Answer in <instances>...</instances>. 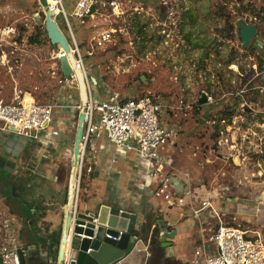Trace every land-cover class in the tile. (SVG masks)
I'll list each match as a JSON object with an SVG mask.
<instances>
[{
    "label": "rangeland",
    "instance_id": "obj_1",
    "mask_svg": "<svg viewBox=\"0 0 264 264\" xmlns=\"http://www.w3.org/2000/svg\"><path fill=\"white\" fill-rule=\"evenodd\" d=\"M114 3L95 9L85 19L82 40L76 39L84 56L92 37L111 33V41L104 48L95 50L92 57H84L88 78L95 80L93 99H103L107 88L169 100L174 110L169 112L168 124L178 125V144L183 149L177 163L190 168L188 179L192 181L195 202L199 204L205 192L222 197L231 212L224 224L264 236V21L254 18L257 14L264 17V0ZM66 6L70 7L68 3ZM187 12L194 21L186 16ZM41 13L38 0H0V32L14 29L0 46V98L11 96L15 89L50 105L57 100L69 101L72 93L77 96L76 90L61 84L56 58L59 50L44 33ZM56 20L72 45L67 28ZM244 25L257 27L245 48L239 37ZM76 29L73 25L77 38ZM254 40L261 41L260 48H251ZM76 111L54 109L55 123L62 134L50 140L54 154L42 149L40 152L43 142L38 141V145L28 137L10 136L15 149L22 151L19 159L25 168L18 173L15 168L12 173L9 165L0 164V243L3 221L14 217L4 199L8 196L12 204L23 207L39 245L54 255L69 185ZM37 157L47 164L46 172L63 177V186L47 175L41 176L45 174L43 167L38 169L41 174L32 173L37 166L27 169L28 161ZM57 165L60 168L55 170ZM76 186L78 200L93 199V195L87 197L90 177L83 175ZM43 201L47 208L40 213L36 207ZM34 204L35 211L31 212ZM235 207L241 215L232 214ZM45 213L48 221L44 220ZM17 217L16 233L21 228Z\"/></svg>",
    "mask_w": 264,
    "mask_h": 264
},
{
    "label": "built area",
    "instance_id": "obj_2",
    "mask_svg": "<svg viewBox=\"0 0 264 264\" xmlns=\"http://www.w3.org/2000/svg\"><path fill=\"white\" fill-rule=\"evenodd\" d=\"M67 3L70 5L68 8ZM114 4L106 0H51L48 2L53 19L56 22V19L60 20L68 30L73 42L72 45L69 43L70 52L75 57L77 66L82 70L86 83L88 100L84 108V125L79 145L77 183L83 175L88 176L93 173L98 165L96 144L100 139H104L116 148L135 152L138 159L150 164V178L156 184L154 198L178 208L188 207L199 221L203 236L202 246L195 250L190 264H264V236L224 224V218L227 217L229 210H226V213L222 206L217 208L213 195L201 197L198 204L195 202L190 185L184 189L182 195H174L172 174L176 170L173 161L175 155H180L183 149L178 144V125L163 122L166 114L174 110L169 100L150 94H122L107 88L104 89L103 99L98 98L97 101L93 99L91 91L93 81L88 78L85 71L84 57H92L95 50L104 48L111 41V33L105 31L92 37L84 51L85 55L82 56L71 20L75 19L77 26L83 27L86 23L85 19L93 15L95 9L111 7ZM13 32V28L3 29L0 32V46L4 43V37ZM58 50L56 58L59 60L65 53L60 48ZM61 77L64 88L77 90V81L73 73L68 76L61 74ZM68 98L69 101L57 100L55 105L38 103L30 94L15 89L9 101L3 97L0 98V134H15L35 141L60 136L61 132L55 125L54 109L72 108L77 110L76 113L80 109L79 102L74 103L71 95ZM185 178L189 180L186 174ZM78 191L79 188L76 186L72 222L79 212ZM220 198L223 200L222 197ZM201 213L206 215L200 216ZM212 220H216V226L204 235L206 230L203 226L210 225ZM93 221L96 222V219ZM2 229L0 264H21L17 252L20 247L13 220L5 219ZM68 253L65 264H69L70 261Z\"/></svg>",
    "mask_w": 264,
    "mask_h": 264
},
{
    "label": "crops",
    "instance_id": "obj_3",
    "mask_svg": "<svg viewBox=\"0 0 264 264\" xmlns=\"http://www.w3.org/2000/svg\"><path fill=\"white\" fill-rule=\"evenodd\" d=\"M72 22V26L74 25L77 27L76 30H79L77 38L76 35L75 38L77 40H82V30L84 29L77 26L75 19H72L71 23ZM75 92H77V90ZM71 97L73 101H76V99H78V92L77 96H74L72 93ZM3 98L9 101L11 96L4 95ZM167 114L163 121L165 124H168L169 122L168 118L170 117V114ZM55 125L56 128L59 129V125L56 123ZM10 136L11 135L0 134V159L5 161V166H10L12 173L15 168L18 173L25 168L22 166L23 164L19 159L22 151L15 149V143ZM54 138L57 137H46L39 141L41 143L43 142L39 146L40 152H42V150L46 152L52 151L54 154L55 149L53 147L50 149V146H52L50 140ZM39 142L37 141L38 145ZM96 146L98 151V165L93 173L88 175V177L91 178V189L87 191V197L93 195V199L89 201L78 200V211L95 213L102 205L125 210L135 215L136 218L133 231L140 233L135 246L129 244L126 256L113 264H190L193 253L197 248L202 246L203 237L200 232L199 221L192 215L191 210L188 207L178 208L154 198L153 192L156 184L155 181L150 178V164L138 159L135 152H127L124 149L111 146L104 139H100ZM178 156L180 155L178 154L174 157L177 159L176 161L175 159L173 161L176 171L172 174V187L174 195L176 196L182 195L184 189L188 185L192 187V181H187V178H185V174L188 175L190 168L188 165L177 163ZM33 166H37V168L36 171L32 173L41 174V171H38V169L40 170L43 167L45 174H41V176L44 177L47 175L52 181H56L55 183L59 182L62 186L64 185L62 176H54V173L49 174L46 172L47 164L42 161L41 157L28 161L27 169L30 170V168H35ZM57 166L58 167L55 170L60 168L59 165ZM54 168L55 167H53V169ZM95 194L97 195L96 197H94ZM206 196L207 192L204 193V197ZM201 197L203 198V195ZM214 199V204L217 208L222 206L225 208L224 211L229 210L228 213L226 211L227 215L231 213L230 208L224 203L225 199L221 201L216 197H214ZM46 205L47 204L43 201V203L41 202L39 207L36 208L40 213H44L47 208ZM33 206L34 209L32 210L31 208V212L35 211V204ZM237 211L238 208L235 207L232 214L237 216L241 215ZM13 215L15 218L17 217V215ZM204 215H206V213L200 214V216ZM14 217L10 218L13 222L15 221ZM47 217L46 214L45 221H48ZM17 218L22 222H20L21 228L17 233L18 246L21 247L24 246L26 239L29 237L22 218L19 216ZM61 223L62 220L60 221L58 229H60ZM215 226L216 220H212L210 225L203 226L206 230L204 235H207ZM169 229L175 232L173 238L166 239L164 243L165 246H162L159 241L161 236L160 230L167 231ZM31 233L33 234L32 230ZM153 235L157 237V244L151 245L150 238H152ZM33 236L35 237L34 234ZM166 243H169V246H167ZM40 253L42 256L45 255L44 245L40 246Z\"/></svg>",
    "mask_w": 264,
    "mask_h": 264
},
{
    "label": "water",
    "instance_id": "obj_4",
    "mask_svg": "<svg viewBox=\"0 0 264 264\" xmlns=\"http://www.w3.org/2000/svg\"><path fill=\"white\" fill-rule=\"evenodd\" d=\"M44 14V30L49 43L60 48L65 55L59 58L60 72L63 76L73 73L77 81L79 111L76 113L77 124L72 145V165L67 190L66 204L63 209V218L58 236L57 258L55 264H65L66 255L69 254V264H113L126 256L129 244L135 246L140 233L133 231L135 215L119 208L102 205L95 213L78 212L72 222V207L76 187V168L78 163L79 145L84 125V108L87 105V90L82 70L77 66L75 57L70 52L69 42L60 29L58 23L53 19L48 7L47 0H38ZM257 27L244 25L239 31L243 47H247L253 40ZM261 41L254 40L253 46L258 49ZM93 81V80H92ZM21 137V136H20ZM14 143L15 141L12 140ZM16 148V145L14 144ZM0 164L5 166V161L0 159ZM6 203L13 214L22 218L24 227L28 234V240L33 246H21L18 249V257L21 264H38L40 257L47 256L40 254L38 240L31 233L23 207L18 203L12 204L10 198L5 197ZM96 219V222L93 220ZM173 230H160L159 241L165 246L166 239H172ZM73 234V235H72ZM83 236V237H81ZM169 246V243H166ZM45 262V261H44Z\"/></svg>",
    "mask_w": 264,
    "mask_h": 264
},
{
    "label": "trees",
    "instance_id": "obj_5",
    "mask_svg": "<svg viewBox=\"0 0 264 264\" xmlns=\"http://www.w3.org/2000/svg\"><path fill=\"white\" fill-rule=\"evenodd\" d=\"M108 3H111V2H114L115 0H106ZM38 5H39V3H38ZM40 6V5H39ZM261 11H264V8L263 9H261ZM41 15L43 16V19H44V14L43 13H41ZM186 16H188V18H190L191 19V21H194V19L192 18V14L190 13V12H187L186 13ZM254 18H255V20L256 21H261V22H263L264 21V17H259V14H257V15H255L254 16ZM134 27L135 28H137L138 27V25L137 24H135L134 25ZM61 29V28H60ZM230 29H231V31H232V29H233V27L232 26H230ZM62 30V29H61ZM62 32H63V30H62ZM44 33H45V30H44ZM63 33H65V32H63ZM45 35H46V33H45ZM36 37H38V35H36ZM190 40H191V36L189 35V39H188V41L190 42ZM49 41V40H48ZM56 47V46H55ZM251 48L252 49H255V47L254 46H251ZM61 75V74H60ZM62 78V77H61ZM92 80H94L93 78H91ZM95 81V80H94ZM61 132V131H60ZM42 161L43 162H45L43 159H42ZM59 231V233H60V229L58 230ZM59 233H58V236H59ZM58 237H57V239H56V247H57V245H58ZM150 244L151 245H154V244H157V237L155 236V235H153L152 236V238H150ZM57 249V248H56ZM55 249V252H54V255L52 254V253H49L48 251H47V256L44 258V261H45V264H55L56 263V258H57V250Z\"/></svg>",
    "mask_w": 264,
    "mask_h": 264
},
{
    "label": "flooded vegetation",
    "instance_id": "obj_6",
    "mask_svg": "<svg viewBox=\"0 0 264 264\" xmlns=\"http://www.w3.org/2000/svg\"><path fill=\"white\" fill-rule=\"evenodd\" d=\"M36 238V237H35ZM33 242H31L30 240H28V239H26V241H25V243H24V245H27V246H33ZM41 254V253H40ZM43 260V258L42 257H40L39 258V260H38V264H40V262ZM31 264H33V263H31Z\"/></svg>",
    "mask_w": 264,
    "mask_h": 264
},
{
    "label": "bare ground",
    "instance_id": "obj_7",
    "mask_svg": "<svg viewBox=\"0 0 264 264\" xmlns=\"http://www.w3.org/2000/svg\"><path fill=\"white\" fill-rule=\"evenodd\" d=\"M48 2H50L51 0H47Z\"/></svg>",
    "mask_w": 264,
    "mask_h": 264
}]
</instances>
